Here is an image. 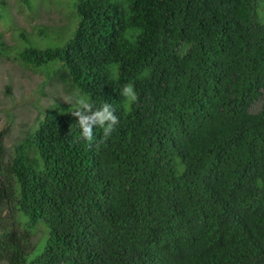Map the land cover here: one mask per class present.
Wrapping results in <instances>:
<instances>
[{"label":"trees","instance_id":"16d2710c","mask_svg":"<svg viewBox=\"0 0 264 264\" xmlns=\"http://www.w3.org/2000/svg\"><path fill=\"white\" fill-rule=\"evenodd\" d=\"M257 6L73 0L62 44L10 56L32 70L54 64L120 123L85 141L74 107L56 103L7 160L0 129V264H264V102L250 111L264 89ZM39 222L47 235L28 258Z\"/></svg>","mask_w":264,"mask_h":264},{"label":"rangeland","instance_id":"374dc122","mask_svg":"<svg viewBox=\"0 0 264 264\" xmlns=\"http://www.w3.org/2000/svg\"><path fill=\"white\" fill-rule=\"evenodd\" d=\"M0 9V39L8 48L0 55V129L7 128L3 138L5 160L13 144L32 128L42 109L56 103L74 107L68 88L53 72L54 64L32 70L10 56L27 44L38 47L60 45L70 35L76 16L73 0H3ZM257 15L264 22V0H258ZM42 30V32H40ZM27 41H23L19 34ZM264 102V89L251 106L257 112ZM47 228L39 222L32 230L33 246L28 258L38 254L43 246Z\"/></svg>","mask_w":264,"mask_h":264},{"label":"clouds","instance_id":"9594fccd","mask_svg":"<svg viewBox=\"0 0 264 264\" xmlns=\"http://www.w3.org/2000/svg\"><path fill=\"white\" fill-rule=\"evenodd\" d=\"M120 95L126 104H133L137 100V93L131 84H125L120 88ZM70 100L74 103L71 114L76 118V124L80 130L79 138L85 141L93 139L94 128L102 130L104 139L111 137L120 123L117 109L111 103H97L86 94L74 90L70 94Z\"/></svg>","mask_w":264,"mask_h":264}]
</instances>
